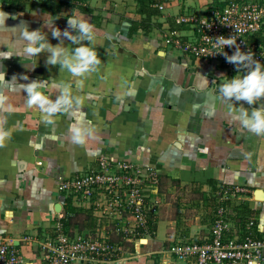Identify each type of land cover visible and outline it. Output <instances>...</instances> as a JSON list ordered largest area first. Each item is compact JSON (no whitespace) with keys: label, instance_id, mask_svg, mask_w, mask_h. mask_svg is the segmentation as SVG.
Listing matches in <instances>:
<instances>
[{"label":"crops","instance_id":"1","mask_svg":"<svg viewBox=\"0 0 264 264\" xmlns=\"http://www.w3.org/2000/svg\"><path fill=\"white\" fill-rule=\"evenodd\" d=\"M228 1L166 0L164 9L157 0H81L62 9L50 0L0 6V75L18 80L11 87L0 80V235L15 240L24 264H48L41 243L53 239L57 219L67 209L74 212L67 224L71 236L94 229L96 201L64 194L57 185L61 178L96 168L102 155L158 170L159 184L149 186L160 202L155 233L132 243L133 254L126 259L73 264H162L159 251L173 240L210 236L221 189L236 185L249 192L236 202L235 231L244 233L240 216H253L254 235L264 239V134L243 128L235 115L240 104L253 106L219 94L221 76L235 72L184 56L165 41L173 30L184 38L194 33L191 24L177 22L180 16L203 15L209 5ZM74 9L95 26L91 46L101 60L79 77L60 71V65H46L47 53L27 54L21 35L24 25L41 28L46 12L67 15ZM56 24L63 30L67 17ZM44 31L53 44L59 42ZM259 34L264 40V30ZM6 53L13 56L5 60ZM33 81L43 82L39 90L53 100L67 87L79 104L47 123L38 106L27 104L21 87ZM78 121L93 129L83 144L70 131ZM27 233L37 237L32 245L21 242Z\"/></svg>","mask_w":264,"mask_h":264},{"label":"built area","instance_id":"2","mask_svg":"<svg viewBox=\"0 0 264 264\" xmlns=\"http://www.w3.org/2000/svg\"><path fill=\"white\" fill-rule=\"evenodd\" d=\"M20 0H0V6ZM38 3L43 0H26ZM81 3V0H73ZM166 0H157L156 6L164 9ZM178 23H188L194 33L181 37L173 30L166 43L178 48L184 56L201 58L219 63L230 72L236 66L226 61L223 54L214 53L218 36H233L244 51H251L264 62V40L254 36L264 28V3L258 0H230L222 6L211 4L203 15H182ZM225 51L231 55L235 46ZM243 73V72H241ZM41 164V162H39ZM160 182L158 170L151 166L143 170L124 158L112 159L102 155L96 168L61 178L58 190L64 194L80 196L90 202L95 200L96 225L91 231L71 236L67 221L73 212L61 214L56 222L53 239L41 243L48 264H73L86 262H115L133 254L132 243L155 233L160 202L149 192V186ZM249 192L246 186L221 189L214 209V221L210 236L203 240L174 241L160 251L162 264H264V239L254 235L256 219L240 216L243 235L235 231L238 217L230 203L243 201ZM37 241L35 234L21 237L24 245ZM0 264H24V256L15 240L0 235Z\"/></svg>","mask_w":264,"mask_h":264},{"label":"clouds","instance_id":"3","mask_svg":"<svg viewBox=\"0 0 264 264\" xmlns=\"http://www.w3.org/2000/svg\"><path fill=\"white\" fill-rule=\"evenodd\" d=\"M61 16L67 17V27L63 30L56 24ZM6 18L7 14L5 13V20ZM45 28L50 31L52 38L59 41L58 43L53 44L50 41L48 32L44 31ZM24 29L21 35L28 45L27 54L40 56L41 53H47L46 65L48 66L60 65V71L67 69L72 76L79 77L94 70L95 66L101 62L98 51L91 46L94 44L95 26L76 9L67 15L62 13L53 15L46 12L41 28L30 29L24 25ZM65 40L70 41L68 45L75 47L69 50L68 45H65ZM213 46L217 49L214 53L223 54L226 61L234 64L237 69L236 75L232 77L221 76L224 82L219 83V94L226 101L236 104L243 101L253 106L244 107L243 104H240L239 112L235 114L236 118L241 126L248 131L257 135L264 134V106L260 104V101L264 100V62L257 60L253 52L242 50L237 45V39L233 36H218ZM233 46H235V51L229 55L225 49ZM12 56L11 53H6L4 59H9ZM241 72L243 75L239 74ZM23 79L27 80L28 76L24 75ZM0 80H7L10 87L12 81H18L15 76L8 79L6 72L0 75ZM205 82L209 83L207 77ZM41 84L43 82L33 81L22 83L21 87L27 92V104L38 106L45 114L47 123H52L51 118L58 112H67L74 103L79 104L78 99L74 101L67 87H63L61 94L53 100L50 96L41 93L39 90ZM70 131L73 140L80 144L85 143L87 137L93 133V129L83 121L72 124Z\"/></svg>","mask_w":264,"mask_h":264},{"label":"trees","instance_id":"4","mask_svg":"<svg viewBox=\"0 0 264 264\" xmlns=\"http://www.w3.org/2000/svg\"><path fill=\"white\" fill-rule=\"evenodd\" d=\"M260 2H263L264 3V0H258ZM51 2V5L52 6H58V9H62L63 7H70V6H73V3L67 1V0H50ZM264 30V28L262 29ZM263 32V31H262ZM261 33V32H260ZM260 35V34H257L256 36H254L256 39H257V36ZM258 40H261V39H258ZM68 212H73V210H66L65 213H68ZM74 213V212H73ZM72 219V216H69V220L67 221V224H70V221Z\"/></svg>","mask_w":264,"mask_h":264},{"label":"rangeland","instance_id":"5","mask_svg":"<svg viewBox=\"0 0 264 264\" xmlns=\"http://www.w3.org/2000/svg\"><path fill=\"white\" fill-rule=\"evenodd\" d=\"M230 206H231V209H233V210H234V205L230 203Z\"/></svg>","mask_w":264,"mask_h":264}]
</instances>
